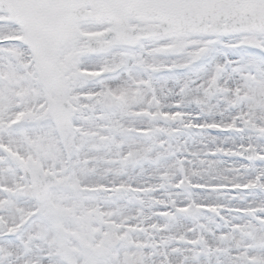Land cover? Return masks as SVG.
<instances>
[{
	"label": "snow or ice",
	"instance_id": "snow-or-ice-1",
	"mask_svg": "<svg viewBox=\"0 0 264 264\" xmlns=\"http://www.w3.org/2000/svg\"><path fill=\"white\" fill-rule=\"evenodd\" d=\"M0 264H264V0H0Z\"/></svg>",
	"mask_w": 264,
	"mask_h": 264
}]
</instances>
